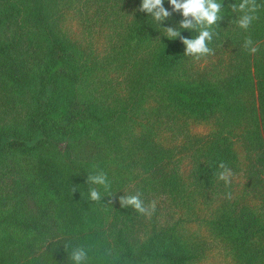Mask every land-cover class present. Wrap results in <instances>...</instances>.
<instances>
[{"label":"trees","instance_id":"1","mask_svg":"<svg viewBox=\"0 0 264 264\" xmlns=\"http://www.w3.org/2000/svg\"><path fill=\"white\" fill-rule=\"evenodd\" d=\"M236 2L196 60L165 36L182 15L160 25L141 0H0V264H74L80 248L84 264H200L214 246L264 264V0L248 30ZM70 18L103 48L75 40ZM180 138L186 176L170 168ZM100 171L107 192L88 183ZM155 189L183 210L171 225L119 203Z\"/></svg>","mask_w":264,"mask_h":264},{"label":"clouds","instance_id":"2","mask_svg":"<svg viewBox=\"0 0 264 264\" xmlns=\"http://www.w3.org/2000/svg\"><path fill=\"white\" fill-rule=\"evenodd\" d=\"M165 0H141L139 11L146 12L149 16L162 25L173 13H180L183 19L178 27H165V36L171 40L179 38L186 46L185 56L193 57L196 60L214 55V50L209 46L214 36L217 35L215 28L219 26L224 19V0H168L172 10L169 11L164 7ZM232 12H239L237 23L241 29L248 30L253 22L257 19L255 13L259 5L257 0H239V3L229 5ZM181 30L194 31L197 35L194 38H187L181 35ZM244 48L250 53L255 54L258 51L253 46V41L248 38L244 42ZM222 169L217 174V178L223 181L226 186L231 184L232 170L223 162L219 164ZM88 183L102 186L107 192L110 188L107 173L100 171L88 176ZM101 192L93 187L89 191L90 199L93 201L101 200ZM231 198V194H228ZM119 203L123 207H132L138 213L145 216H151L156 211L157 202L155 200L145 201L141 194L128 195L119 197ZM87 258V252L83 249H76L72 252L71 259L74 264H84Z\"/></svg>","mask_w":264,"mask_h":264},{"label":"rangeland","instance_id":"3","mask_svg":"<svg viewBox=\"0 0 264 264\" xmlns=\"http://www.w3.org/2000/svg\"><path fill=\"white\" fill-rule=\"evenodd\" d=\"M65 27L69 34L78 41H81L85 45L89 44H94L95 46L99 47L100 49L103 48L104 40L102 38V35H99L98 37L96 36H90L83 26L80 24L78 19L70 18L68 21L65 23ZM94 40V41H93ZM206 62V61H204ZM207 127L205 125H196L192 129L193 132L195 133H204L207 131ZM178 148L177 151L175 152V157L171 159L170 162V168L174 171H178L182 175L186 176L188 173L191 171L192 167V158L188 153L182 154L181 151L183 150V143L181 141L178 142ZM172 147H174L172 145ZM236 148L237 151L240 154V158L243 161H248L252 157L250 154L247 152L246 146L242 144V141L240 139L237 140L236 142ZM242 178H238L237 180H241ZM148 200L152 201L155 200L157 202V207L156 211L154 212L155 214V220L158 226H168L173 224L180 216H182L183 210L175 204L172 203L170 198L164 194L163 192L158 191L157 189L155 190H149L148 191ZM205 212V210H204ZM153 214V215H154ZM153 215L146 216V223L148 222V219H151ZM145 217V216H143ZM143 217L140 220L141 223H144ZM194 216H192L193 218ZM198 223H193L191 224V228L196 229ZM142 227V226H141ZM202 233H204V230H201ZM228 260L224 256V253L222 250L214 246L211 248V250L208 252L207 257L200 263V264H227Z\"/></svg>","mask_w":264,"mask_h":264}]
</instances>
